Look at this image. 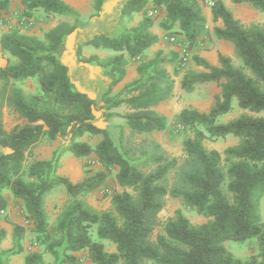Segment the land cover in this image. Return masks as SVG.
I'll return each instance as SVG.
<instances>
[{
    "label": "trees",
    "instance_id": "obj_1",
    "mask_svg": "<svg viewBox=\"0 0 264 264\" xmlns=\"http://www.w3.org/2000/svg\"><path fill=\"white\" fill-rule=\"evenodd\" d=\"M11 1L0 0V10L8 11ZM231 1L264 12V0ZM21 3L26 15L42 10L48 17L65 15L72 21L57 23L42 37L19 30L0 34V49L9 55L6 66L0 68V211L8 205L5 189L22 199L35 242L56 258L57 247L65 244L64 257L57 264H77L75 252L79 251H86L93 264H264V116L243 113L226 123L217 122L233 109L234 99L242 109L264 111V25H246L223 0L214 1L213 20L223 22L222 27H215V34L234 45L241 65L222 53L217 66L193 56L206 71L188 70L181 87L191 92L199 83L214 82L221 91L208 112L181 110L180 120L191 135L183 142L185 155L180 160L149 136L168 127V117L156 107L173 95L175 80L166 64L174 59L159 50L154 57L138 61L135 79L117 91L115 87L127 76L129 58H141L160 40L152 31L154 19L149 11L164 10L161 27L184 35L193 44L207 24L200 0H125L119 14L123 33L98 32L73 50L68 44L81 29L78 10L65 0ZM110 7L106 0H94L89 19L103 16ZM136 13H142L141 20L129 26ZM87 45L112 54L106 58L85 55ZM72 60L92 76L103 78L106 89L99 97L96 91L79 85ZM29 78H37V92L27 93L16 85ZM123 105L127 108L124 113L113 110ZM4 107L17 113L23 123L7 130ZM115 116L124 123L113 136L109 127ZM86 135H101L102 139L92 145L83 140ZM228 135L239 141L225 149V158L218 149L204 144L207 139ZM43 139L66 141V150L77 158L95 155L101 169L88 171L73 182L56 173L60 154L26 165L31 149ZM112 170H117L116 181L123 190L111 193L112 210L99 211L86 196L105 184ZM57 187H63L71 199L53 227L45 198ZM168 196L184 200L207 220L192 223L176 209L154 238ZM93 225L97 240L92 237ZM25 230L24 224L14 225L18 252L23 251ZM6 235L0 226V241ZM254 238L258 251L247 258L225 246L227 241L245 243ZM103 241L114 243L116 251L106 250ZM0 264L6 263L0 258ZM24 264H44L42 252L30 251Z\"/></svg>",
    "mask_w": 264,
    "mask_h": 264
},
{
    "label": "rangeland",
    "instance_id": "obj_2",
    "mask_svg": "<svg viewBox=\"0 0 264 264\" xmlns=\"http://www.w3.org/2000/svg\"><path fill=\"white\" fill-rule=\"evenodd\" d=\"M68 1L70 2L69 4L76 10L80 9L86 13L85 15L80 13L81 29L79 33L70 38L68 47L70 48V50H73L76 49L78 43L85 41L88 38V35H92L93 33L98 32H96V30H93V28L85 29L87 28V24H89L90 20L95 19H89V16L91 14L88 13L90 12V10H93L94 0ZM110 1L108 2L106 0V3L111 6L110 9H112L114 5L115 7H117V5H120L124 2V0ZM225 1L232 11H235V9H237V15L246 25H250L253 23L264 25V12L258 11L253 6L247 3H241L243 5L238 6L231 0ZM23 9L24 7L21 3V0H12L8 11L4 12L0 10V34L11 30H19L22 33L42 37L45 31L55 26L57 23L63 20L72 21V18L65 15L48 17L42 10H37L33 13V15L29 16L24 14ZM156 14L157 19L160 18L159 24L161 25V23L165 20L164 12L158 10L156 11ZM175 28H177V26H175ZM180 35L181 34H178L174 30H166V33L164 34V37L166 39V56L168 58H173V61L180 62L177 63V66L187 65L192 60L193 56L188 52V45L183 39H181ZM172 37L177 38L176 41H172ZM232 48L234 49L233 45ZM92 51L99 52V55L104 58L109 57L112 54V52L109 50H105L103 48H95L92 45H87L84 47L85 55H91ZM8 57V53L0 49V68L6 66ZM11 60L12 62L15 61L14 58H11ZM232 60L236 66L241 65V60L236 56V54H234ZM173 61L172 63H174ZM72 64V72L79 85L85 87L88 90L96 91L98 94L97 97H99L101 93L99 87L95 89L86 87L87 85L89 86V83H91L90 81L88 84L86 83L87 85H82L79 82V80L82 79V76L87 72L86 68L80 67L75 63V61H73ZM177 71L178 69L176 68V66H173L172 73L175 77L174 93L169 101L163 103L162 105V113L166 114V116L168 117V127L165 130L155 131L149 136L158 140L171 156L177 157L181 160L185 155L183 151V142L185 138L191 134L184 123L180 120V112L184 108H196L200 111L208 112L214 104V97L216 95L214 93V88L217 86V84L214 82L199 83L196 85L193 91L187 92L181 87L180 79L178 77V74L176 73ZM128 72H132V66L130 65ZM16 85L22 87L27 93H34L39 90V83L37 78H29L23 82H16ZM124 86L125 85L119 84L117 85V87H115V90H119V88L121 89ZM126 110L127 108L122 106L121 109H119L118 113H124ZM243 113L264 116V111L252 112L250 110L242 109L238 105L237 99H234L233 109L228 113L220 115L217 122L226 123ZM3 121L5 124V128L7 130H11L17 124L23 123L24 120L19 117L17 113L11 111L7 107H4ZM123 123L124 119L120 116L112 117L111 125L109 127L110 133L113 136H116L119 131V126ZM101 139V135H86L83 137V140L88 141L92 145H96ZM238 141V137L234 135H228L225 138H219L216 140L207 139L204 144L208 148L218 149L225 158V149L229 146L237 144ZM66 146L67 142L64 140L50 141L48 139H43L31 149L25 164L27 165L30 162L38 159H54L56 156H58V154H60L56 173L68 177L73 182H77L84 178L88 171L95 172L101 169V165L99 164L95 155L91 154L87 157L77 158L73 155L72 152L66 150ZM226 164L227 163L224 159L223 165L226 166ZM116 172L117 170H112L107 182L100 188H98L95 192L86 196L87 202L99 211L112 210L113 208L111 204V193L113 191L123 190V188L120 187L116 181ZM3 193L7 198L8 205L4 214L0 212V226L5 228L7 235L5 239L0 241V258L6 264H24L25 255L30 251L38 250L43 254L44 264H57L58 261L64 257L65 244L57 247L59 258H56L53 254L48 252L44 248V246H40L39 244H37L35 242V235L34 231L32 230V225L27 220V210L24 201L20 198H16L8 189H5ZM70 199V196L66 193L63 187H57L46 195L45 208L47 211L50 226L54 227L56 225L59 215ZM176 209H181L192 223H203L207 220L203 215L197 212L195 207L187 204L184 200L168 196L166 198L165 208L160 213L161 223L157 226L154 232V238H156V235L158 233L163 232V223L168 218L175 215ZM261 212L264 219V196L261 200ZM16 223L24 224L26 228L25 236L22 240V252L17 251V247L14 241L13 234L14 225ZM92 237L95 240L98 239L96 233V225L92 226ZM103 242L106 250L116 251L114 243L110 241ZM225 246L236 256L241 258H247L251 253L258 251V241L256 238L251 239L245 243L227 241L225 243ZM75 255L77 256V264H93L86 251L75 252ZM119 264H122V262H120Z\"/></svg>",
    "mask_w": 264,
    "mask_h": 264
},
{
    "label": "crops",
    "instance_id": "obj_3",
    "mask_svg": "<svg viewBox=\"0 0 264 264\" xmlns=\"http://www.w3.org/2000/svg\"><path fill=\"white\" fill-rule=\"evenodd\" d=\"M107 1L109 2L110 0H107ZM200 1L204 4V13H205V16L207 18L206 28L204 29V31L200 35L199 39L196 42H194L193 44H190V42L187 40V38L184 35H180V37H181V39H183L187 43L188 48H189L188 52L191 53V55H193V56L199 55L202 58H206L212 65L217 66V65H219V53L233 57L235 54V48L234 49L232 48L233 44L230 41L218 38L216 36L215 31H214L215 27H222L223 22L221 19L214 21L213 17H212V6L209 4H206L205 0H200ZM223 1L226 4V6L228 8H230L229 5L226 3V1L225 0H223ZM66 2L70 3L68 0H66ZM124 2H125V0H124ZM123 3L120 5H117V7H115V5H114L112 7V9H110L108 12H106L100 18H95V19L90 20L89 24H87V28H85V29H92L93 28V30H96V32H104L106 34H121V33H123L125 31L124 26L119 22V14H120V10L122 8ZM237 5L241 6L243 4L239 3ZM157 9H159V8L150 10L149 15H151V17L154 19V25L152 27V31L159 35L160 40L157 43H155L154 45H152L150 48H148L141 58H137V59L129 58L130 66H132V72H130V73L128 72L129 74L127 73V76L122 81H120L117 85H119V84L126 85L127 83L131 82L133 79H135L137 77L136 65H137L138 61L147 60V59L154 57L156 52H158L159 50H162L163 54L166 56V50H165L166 49V39L164 37L166 30L164 28H162L161 25L159 24L160 18L157 19V14H156V11H158ZM159 10L164 12V10H162V9H159ZM236 10L237 9H235V11H233V13L235 14L236 17L239 18ZM78 11L80 13H82L83 15L86 14L83 10L79 9ZM92 12H93V10H90V12H88V13L92 14ZM164 16L166 18L165 12H164ZM134 17H135L134 20L129 23V26L134 25L135 23L139 22L142 18V13H136L134 15ZM84 23H86V22H84ZM93 32H95V31H93ZM95 34L96 33H93L92 35H88V38L93 37ZM233 47H234V45H233ZM94 53L99 54V52H97V51L96 52L92 51L91 54H94ZM193 56H192V60L187 65L177 66V63H180L178 61H173L174 63L171 62L169 64H166V67L170 71L173 78H175L173 73H172L173 66H176V68L178 69V71L176 73L178 74L180 82L183 79L185 72H187L188 70L206 71V69L204 67L195 63V61L193 60ZM92 65H95V63H92ZM128 70H129V68H128ZM86 71L87 72L82 76V79H80V80L78 79L80 84L87 85L90 81L91 83H89V86L87 85L86 87H90V88H94V89L99 87L100 92H103L106 89V84H105L103 78L101 76H92L87 69H86ZM115 91H117V90H115ZM220 91H221L220 87H218V85H217L214 88V93L218 94V93H220ZM169 99L164 101L163 103L169 101ZM163 103L159 104L156 107V109L158 111H160L161 113L163 112V106H162ZM121 107L122 106L115 108L113 110L118 112L119 109H121ZM124 107H126V106H124Z\"/></svg>",
    "mask_w": 264,
    "mask_h": 264
},
{
    "label": "built area",
    "instance_id": "obj_4",
    "mask_svg": "<svg viewBox=\"0 0 264 264\" xmlns=\"http://www.w3.org/2000/svg\"><path fill=\"white\" fill-rule=\"evenodd\" d=\"M214 1H215V0H205V3H206V4H209V5L212 6L213 3H214ZM176 39H177V38H175V37H172V38H171L172 41H176ZM0 212L4 214V213L6 212V209H2Z\"/></svg>",
    "mask_w": 264,
    "mask_h": 264
}]
</instances>
